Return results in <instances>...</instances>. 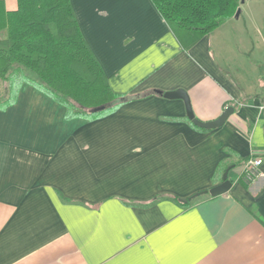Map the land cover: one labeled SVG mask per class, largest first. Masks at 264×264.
Masks as SVG:
<instances>
[{
  "label": "crops",
  "instance_id": "1",
  "mask_svg": "<svg viewBox=\"0 0 264 264\" xmlns=\"http://www.w3.org/2000/svg\"><path fill=\"white\" fill-rule=\"evenodd\" d=\"M70 3L111 91L129 100L93 121L66 120L65 107L24 83L0 110V264H264V53L255 47L264 0L235 18L243 25L232 39L259 53L245 58L258 76L241 80L210 45L233 17L183 51L149 0ZM175 90L201 122L233 114L199 131L182 100L157 94ZM250 158L262 163L248 183ZM226 170L225 194L183 202Z\"/></svg>",
  "mask_w": 264,
  "mask_h": 264
},
{
  "label": "trees",
  "instance_id": "2",
  "mask_svg": "<svg viewBox=\"0 0 264 264\" xmlns=\"http://www.w3.org/2000/svg\"><path fill=\"white\" fill-rule=\"evenodd\" d=\"M6 1L0 0V34L5 33L0 37V110L15 104L24 83L65 107L66 120L93 121L129 100L111 91L79 30L70 0H15L12 11L6 9ZM149 1L181 49L188 51L232 18L241 0Z\"/></svg>",
  "mask_w": 264,
  "mask_h": 264
},
{
  "label": "rangeland",
  "instance_id": "3",
  "mask_svg": "<svg viewBox=\"0 0 264 264\" xmlns=\"http://www.w3.org/2000/svg\"><path fill=\"white\" fill-rule=\"evenodd\" d=\"M261 1L262 0H249L244 5L240 3L239 8L241 12L246 11V8L249 3H257ZM233 18L234 20L229 22L228 26L225 27L224 25L220 30L215 29L216 31L211 33V52L215 60L219 63L221 69L225 72H229L231 76L236 78L237 80H241L242 78L239 73H242L243 76L246 75L245 73H249L250 75L254 73L256 74L255 76H258L255 71V69L257 68L252 65L254 62L245 58L250 54L253 55L254 53H259L257 50L253 49L252 42L247 41L245 46L243 47L240 42L236 41L235 39H232L233 37H236L238 35V32L234 33L233 31H239V29H242L243 25V21L241 20L242 18H239L238 20H236L234 16ZM261 25V29L264 34V21ZM4 35L5 33H1L0 37H4ZM255 47L260 50V53H264V43L255 44ZM14 82L15 80H13L11 84L12 89H14L16 85Z\"/></svg>",
  "mask_w": 264,
  "mask_h": 264
},
{
  "label": "water",
  "instance_id": "4",
  "mask_svg": "<svg viewBox=\"0 0 264 264\" xmlns=\"http://www.w3.org/2000/svg\"><path fill=\"white\" fill-rule=\"evenodd\" d=\"M244 0H241L240 3H243ZM240 13V9L238 8L234 17L237 18L239 16ZM157 94L163 96L166 99L169 100H174V99H180L184 102L185 104V109H186V117L187 119L196 127L200 128V129H207V130H214L217 128H220L221 126L224 125V123L227 121V119L229 118L230 115L233 114V107H227L224 109V111L221 113V115L213 120V121H209V122H201L199 120H197L192 112L191 109V104L189 101V98L187 96V93L183 90H175V91H171V92H164L162 93L161 91H157ZM227 172L228 170H226L223 175H222V182L211 188L208 191L203 192V194H209L212 197L215 196H219L222 194H225L229 188L231 187V183L227 180Z\"/></svg>",
  "mask_w": 264,
  "mask_h": 264
},
{
  "label": "built area",
  "instance_id": "5",
  "mask_svg": "<svg viewBox=\"0 0 264 264\" xmlns=\"http://www.w3.org/2000/svg\"><path fill=\"white\" fill-rule=\"evenodd\" d=\"M261 159L250 158L247 161V169L244 172V180L251 182L258 174L257 168L261 165Z\"/></svg>",
  "mask_w": 264,
  "mask_h": 264
}]
</instances>
